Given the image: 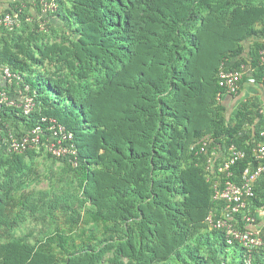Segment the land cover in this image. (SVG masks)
<instances>
[{
	"label": "trees",
	"instance_id": "trees-1",
	"mask_svg": "<svg viewBox=\"0 0 264 264\" xmlns=\"http://www.w3.org/2000/svg\"><path fill=\"white\" fill-rule=\"evenodd\" d=\"M52 1L44 13L25 0L19 26L0 23V65L20 76L5 89L28 85L35 100L29 115L0 107V142L55 120L76 154L0 145V264H264V246L231 244L208 221L224 203L206 171L214 145L246 150L238 176L258 163L264 101L233 109L219 71L245 65L234 97L249 77L264 85V0ZM51 158L69 184L31 188ZM260 207L264 174L250 204ZM27 222L49 225L17 234Z\"/></svg>",
	"mask_w": 264,
	"mask_h": 264
},
{
	"label": "built area",
	"instance_id": "built-area-1",
	"mask_svg": "<svg viewBox=\"0 0 264 264\" xmlns=\"http://www.w3.org/2000/svg\"><path fill=\"white\" fill-rule=\"evenodd\" d=\"M56 7L57 5L52 3L48 9ZM27 19L32 21L33 17H27ZM0 23L12 30L20 25V18L17 12L6 11L0 13ZM260 53L261 63L264 66V48ZM245 73V65H242L241 69H228L223 63L219 71V84L222 88L220 97L224 93L229 96V100L237 98L238 96H234L241 89V81ZM18 79L20 76L14 73L9 66L0 65V107L7 104L20 108L26 115H29L35 108L34 98L27 93L29 86L22 88L17 84L14 94L5 89V85L13 86ZM262 112L264 113V107ZM43 122L46 120L44 119ZM50 122L52 123L47 128L40 123L21 137L8 128L0 145L7 144L8 150L12 152H23L29 148H39L44 145L57 156H65L68 152L76 154L73 145L67 146V140L73 138L72 133L67 132L65 126L58 124L55 120H50ZM260 136L264 139V125ZM210 143V137L203 140L201 151L209 148ZM252 152L258 163L254 167L246 168L240 176L237 175L235 166L247 157V152L236 144L227 147L214 145L206 166L209 177L213 179L214 199L224 203L222 215L215 219L216 215L212 212L208 221L212 226L226 231L229 243L233 244L238 240L248 248L249 252L254 247L264 246V223H257L264 219V207L257 209L256 213L250 208L251 200L256 195V182L264 174V140L257 141ZM217 159H219L218 165L214 169L213 163ZM258 211L261 212V218L256 215ZM239 214H243V219L249 227L245 229L238 227L236 216ZM246 264H252L251 255L246 258Z\"/></svg>",
	"mask_w": 264,
	"mask_h": 264
},
{
	"label": "rangeland",
	"instance_id": "rangeland-1",
	"mask_svg": "<svg viewBox=\"0 0 264 264\" xmlns=\"http://www.w3.org/2000/svg\"><path fill=\"white\" fill-rule=\"evenodd\" d=\"M52 3H54V1H52V0H42L41 10L44 13L52 10L51 8L48 9V7H50L52 5ZM28 10H29V14H32L33 16L36 15L35 14V11H36L35 8L33 10H31V8H28ZM41 23L43 24L42 26L44 27L45 22L41 21ZM248 79H251V78L249 77ZM249 83L251 84L252 82L248 81L247 85H249ZM247 96L248 97H242V96L238 95V97L235 98L234 101H232V105L234 104L233 109L236 108L242 100H250V99L254 98L255 96L259 97L260 103L262 102V100L264 101V85L253 82L252 88L250 91V95H247ZM229 105L231 106V103H229ZM42 167L45 170L44 171L45 172L44 173L45 178H43L40 182L33 185L31 188H35L38 190H47L50 186V183L51 182L54 183L57 180L59 183H60L59 180H61L62 182L68 181V182H66V184H69L70 179H68V177H66V175H64V177L62 178V169H61L62 165L58 160H55L54 158L47 159L43 163ZM256 215L257 216L261 215V212L258 211V214H256ZM42 224L44 225L47 223H44V222H42V223L27 222L17 231V234H24L31 229H33L37 233L39 228L43 226ZM47 225H49V222Z\"/></svg>",
	"mask_w": 264,
	"mask_h": 264
},
{
	"label": "crops",
	"instance_id": "crops-1",
	"mask_svg": "<svg viewBox=\"0 0 264 264\" xmlns=\"http://www.w3.org/2000/svg\"><path fill=\"white\" fill-rule=\"evenodd\" d=\"M27 1H33V0H27ZM25 0H0V13L6 12L8 10H17L22 9V7H25ZM250 82H254L252 79H248ZM248 81L244 84L243 90L240 93V96L242 97H248L247 95H250V91L252 88V83L247 85ZM256 97V96H255ZM231 102L234 101L233 99L230 100ZM259 218H261V215H259ZM264 220V219H263Z\"/></svg>",
	"mask_w": 264,
	"mask_h": 264
}]
</instances>
